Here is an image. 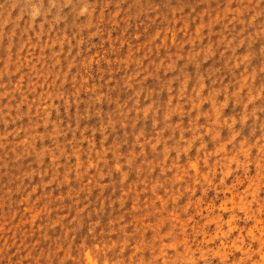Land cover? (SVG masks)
<instances>
[{"label":"rangeland","instance_id":"1","mask_svg":"<svg viewBox=\"0 0 264 264\" xmlns=\"http://www.w3.org/2000/svg\"><path fill=\"white\" fill-rule=\"evenodd\" d=\"M0 264H264V0H0Z\"/></svg>","mask_w":264,"mask_h":264}]
</instances>
